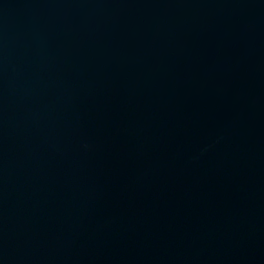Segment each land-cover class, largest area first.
Masks as SVG:
<instances>
[{"label": "water", "instance_id": "obj_1", "mask_svg": "<svg viewBox=\"0 0 264 264\" xmlns=\"http://www.w3.org/2000/svg\"><path fill=\"white\" fill-rule=\"evenodd\" d=\"M0 264H264V0H0Z\"/></svg>", "mask_w": 264, "mask_h": 264}]
</instances>
